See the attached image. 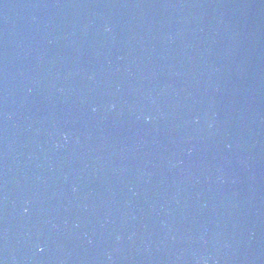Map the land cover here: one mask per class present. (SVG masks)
<instances>
[{
	"label": "water",
	"instance_id": "1",
	"mask_svg": "<svg viewBox=\"0 0 264 264\" xmlns=\"http://www.w3.org/2000/svg\"><path fill=\"white\" fill-rule=\"evenodd\" d=\"M0 264H264V0H0Z\"/></svg>",
	"mask_w": 264,
	"mask_h": 264
}]
</instances>
